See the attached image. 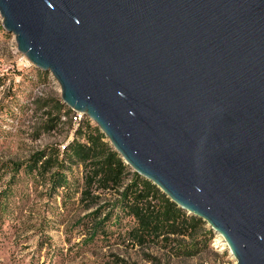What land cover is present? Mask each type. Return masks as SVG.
<instances>
[{
	"label": "water",
	"instance_id": "95a60500",
	"mask_svg": "<svg viewBox=\"0 0 264 264\" xmlns=\"http://www.w3.org/2000/svg\"><path fill=\"white\" fill-rule=\"evenodd\" d=\"M19 53L124 161L264 264V0H0Z\"/></svg>",
	"mask_w": 264,
	"mask_h": 264
},
{
	"label": "rangeland",
	"instance_id": "374dc122",
	"mask_svg": "<svg viewBox=\"0 0 264 264\" xmlns=\"http://www.w3.org/2000/svg\"><path fill=\"white\" fill-rule=\"evenodd\" d=\"M68 109L59 82L50 71L35 68L19 53L16 37L4 29L0 15V193L8 188L13 190L9 211L0 217V264H224L236 261L224 238L214 231L208 247L192 257L178 256L176 243L165 246L162 237L141 245L129 234L134 225L131 217H125L122 226H111L107 236L85 244L93 232L92 224L83 226L80 221L98 210L101 218L107 216L115 209L114 204L120 197L118 191L122 188L105 189L95 185L84 202L79 192L72 202L66 203L61 193H51L49 181L43 183L41 178L30 177L24 171L34 154L51 146L62 153L63 147L73 141ZM72 173L79 179L80 189H84V168L73 166ZM129 182L130 178L126 180ZM207 227L211 229L208 224ZM175 239L191 242L188 237Z\"/></svg>",
	"mask_w": 264,
	"mask_h": 264
},
{
	"label": "trees",
	"instance_id": "16d2710c",
	"mask_svg": "<svg viewBox=\"0 0 264 264\" xmlns=\"http://www.w3.org/2000/svg\"><path fill=\"white\" fill-rule=\"evenodd\" d=\"M73 112L71 108L67 111L74 132L73 141L62 153L59 148L51 146L34 154L24 171L30 177L41 178L43 183L49 181L51 193H61L66 203L72 202L79 192L81 202H84L95 185L105 189L122 188L118 191L120 197L114 204L115 209L107 216L101 218V210H98L80 221L83 226L92 224L93 232L85 244L94 243L99 236H107L111 226H122L123 219L131 217L134 225L129 234L141 245L162 237L165 246L175 242L177 255L185 257L198 255L207 248L213 238V230L207 227V222L188 214L159 187L133 171L88 116H84L75 128L71 117ZM73 166H82L85 170L82 190L79 179L72 173ZM128 178L130 182L126 183ZM12 192L8 188L0 193V217L9 211ZM176 237H188L191 242L184 243Z\"/></svg>",
	"mask_w": 264,
	"mask_h": 264
},
{
	"label": "built area",
	"instance_id": "2783aa9c",
	"mask_svg": "<svg viewBox=\"0 0 264 264\" xmlns=\"http://www.w3.org/2000/svg\"><path fill=\"white\" fill-rule=\"evenodd\" d=\"M73 111H74V110H73ZM84 116H86V115H85L84 113H82V112L74 111V112L72 113L71 117H72V120H73V123H74L75 128H77V127L79 126L80 121L83 119ZM65 147H66V146H64L63 148L65 149ZM224 264H237V262L234 261V262L232 263V262L228 261V262H226V263H224Z\"/></svg>",
	"mask_w": 264,
	"mask_h": 264
},
{
	"label": "bare ground",
	"instance_id": "6f19581e",
	"mask_svg": "<svg viewBox=\"0 0 264 264\" xmlns=\"http://www.w3.org/2000/svg\"><path fill=\"white\" fill-rule=\"evenodd\" d=\"M225 245V244H224Z\"/></svg>",
	"mask_w": 264,
	"mask_h": 264
}]
</instances>
